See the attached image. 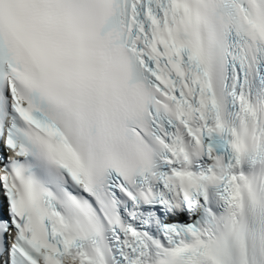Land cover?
I'll return each mask as SVG.
<instances>
[{
  "label": "snow or ice",
  "instance_id": "1",
  "mask_svg": "<svg viewBox=\"0 0 264 264\" xmlns=\"http://www.w3.org/2000/svg\"><path fill=\"white\" fill-rule=\"evenodd\" d=\"M0 264H264V0H0Z\"/></svg>",
  "mask_w": 264,
  "mask_h": 264
}]
</instances>
